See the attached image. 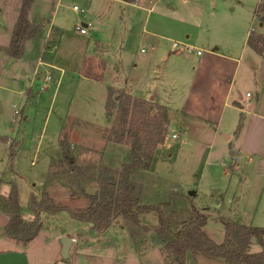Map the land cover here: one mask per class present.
Listing matches in <instances>:
<instances>
[{"label": "crops", "instance_id": "1", "mask_svg": "<svg viewBox=\"0 0 264 264\" xmlns=\"http://www.w3.org/2000/svg\"><path fill=\"white\" fill-rule=\"evenodd\" d=\"M111 1L117 3L121 1L126 6L136 9L147 8L142 6L145 5L140 2L142 0H134L135 2ZM22 3L23 0H0V146L4 147L5 153L8 150L10 152V147L14 150L13 158L7 161V167H11V171L16 172L14 170L23 161L24 155L29 154L25 149V139L22 142L19 136L21 125L30 123L35 117L37 113L36 103L45 102L44 98L41 97L43 93H49L52 90L49 103H56L55 94L61 88L65 76V69L59 63L60 61L71 64V71L77 75L74 84L75 93L80 94L83 89L86 92L83 94L81 102L97 104V106L95 107L96 112L95 110L92 112L90 109L84 111L83 107L81 109L80 106L74 107L70 99L64 102L69 103L65 110L64 120L60 122L59 126L53 128L48 135V139L50 138L51 141L54 139V145L51 146L52 153L58 150V156H49L46 163L42 165L41 169L45 173L44 179L49 178L52 159L60 160L62 158L59 139L69 119L72 121V127H67L69 130L66 129L69 133L70 149L74 154L79 155L80 158H88L94 155L97 166L113 172H120L123 164L132 161L128 145L115 142L110 136H104V133L111 129L113 123V118L106 113V104L111 90L114 89L148 101L150 111L152 110L151 107L155 109L158 106L162 107V113L166 120V139L156 145L149 169H139L131 175V180L138 186L140 204H144L148 197L147 189L153 188L151 179L154 180V184L157 182L158 174L156 171L160 159L165 154V147L168 145L166 141L177 139L181 133L179 131L189 133L196 138L208 139L207 143L203 142L198 145L200 164L197 170L200 175L198 180L201 177L208 178L206 170L218 166L220 167L219 172L227 176L228 181L233 177L234 182H238V174H242L252 167V175L245 180L246 184L249 187L254 184L258 185L259 189L264 188V51L258 54L245 44L250 29L245 30L244 28L242 30L240 39L243 45L239 50L235 49V46L228 41L212 48H208L205 46L206 44L202 47L192 46L193 49L199 50V54H196L186 48L178 49L179 43L176 41L175 47L171 45L174 41L172 40L173 34L183 28L179 21L172 19L169 29L165 28L167 33L160 32L159 28H148V22L145 21L143 33H145V38L149 44L148 54L142 57L141 61L135 60L136 62L133 61L132 64H128V61L124 62L122 72H120L121 65H115L117 67L114 70L117 72L115 80L107 84L105 88L100 87V81L94 87H89L82 82L84 77H88L82 75L83 71L88 70L82 66L90 65L96 59H101L104 61L105 70L107 68L109 70L115 60L114 56L110 57L106 53H102L101 57H97L87 48L81 47L79 49L76 47L81 52L71 50L69 55L67 50V54L59 55L58 61L54 57L47 62L41 61L48 40L56 39V44L50 51L59 48V32L65 27L63 15L58 18L57 1L53 9V20L49 22L50 26L45 30L37 45L35 65L30 69L27 68L31 65L27 64L26 57V54L32 49L33 39L38 32L35 31V26L38 24L33 17L32 1L26 13V23L34 31L32 34H23V30L20 28L21 55L15 57L10 53L12 41L16 39V30L19 28ZM149 4L152 6L153 0H149ZM73 5L77 4L73 2L71 8ZM79 8L81 10L75 12L85 13L83 8ZM109 8L112 9V6L105 0H88L85 16L70 25V30L66 33L67 37L77 44L81 43L83 47L95 43V46L99 48L95 39H100V36L103 35H108V37L109 34L110 36L113 35L111 34L113 33L112 26L104 19V13ZM78 23L87 25V34L80 35L77 32ZM260 34L264 33L260 32ZM171 37L173 38L171 39ZM100 41L103 42L101 39ZM106 44L109 47L112 46L111 41H107ZM188 53H192L193 57L189 56ZM18 65L25 68L21 70V73L16 70ZM42 66L44 70L47 66L55 68L58 72H56V81L40 90L38 85L41 83L42 75L35 74L38 72V68ZM188 67L190 71H188ZM28 69L30 74H28ZM29 90L31 91L28 92ZM115 102L118 103L117 100ZM15 125H19L17 135L13 134ZM171 133H175L176 137L171 138ZM31 137L32 135L29 139ZM43 138H45V132ZM27 139L28 137H26ZM14 141L18 143L16 147H12ZM173 149L174 155L178 149L177 144ZM38 155L39 151L33 152L30 159L31 165L37 167L36 157ZM173 155L170 153L169 158ZM181 160L184 165L190 162L186 155H183ZM2 181L4 185L8 184L9 189L7 193L6 191L1 192L0 195L7 196L10 192L11 183L14 182L8 178L0 182ZM39 183L41 184V182ZM32 185V188H40V186L35 187L34 183ZM198 185H196L197 188ZM62 186L64 187V184ZM197 188L189 190L191 205L205 217L204 210L206 208L192 203L193 199L198 196ZM217 188L218 186L210 184L208 191L213 196ZM170 190H176V188ZM189 191L187 190V192ZM30 193L31 188L28 189L27 201ZM168 193L164 196V202L167 201ZM225 197L226 202L229 203V197L227 195ZM18 202L21 218L25 222L32 221L35 217L34 212L21 205L19 192ZM55 214L40 212L41 226L38 233L31 240L22 242L1 232L8 223L9 215L0 210V264H166L161 245L135 247L126 220L121 215L114 218L107 228L96 230L92 228L91 223L76 220L70 214L64 226L52 227L46 217ZM140 215L139 222L141 225L157 227L158 221L155 225L142 223ZM220 217L233 221L228 216ZM70 218L75 221H71ZM233 222L254 227L248 220L244 222L239 219ZM204 225L205 223L201 230L209 238L204 231ZM64 236L71 239L66 257H63L61 252V238ZM223 236L224 228L220 241L215 242L211 238L209 239L215 243H220ZM249 243L250 238L247 242L249 252L259 251L250 250ZM155 251L158 259L155 258L151 262L149 261V256H151L149 254ZM183 264L226 263L219 257L186 250L183 255Z\"/></svg>", "mask_w": 264, "mask_h": 264}, {"label": "rangeland", "instance_id": "2", "mask_svg": "<svg viewBox=\"0 0 264 264\" xmlns=\"http://www.w3.org/2000/svg\"><path fill=\"white\" fill-rule=\"evenodd\" d=\"M31 1L33 17L38 24L35 26V31L37 30L38 32L33 39L32 49L26 54L27 64L31 65L27 68L30 69V67L35 65L37 45L42 35H44L45 30L50 26L49 22L53 20V9L57 1L56 11H59L58 18L60 15H63L65 27L59 32V48L50 51L56 44V39L48 40L44 47L41 61L47 62L52 60L53 57L58 61L60 56L65 54L67 50L68 52L71 50L81 52L76 49V47H79V49L81 47L87 48L88 51L93 52L97 57H101L102 53H106L110 57L114 56L115 60L112 62V67L109 70L108 68L105 70L104 61L101 59H96L91 62L90 65L82 66L88 69L85 72L83 71L82 75L95 78L98 82L100 81L101 88H105L107 84L114 82L117 73L114 71L115 65H121L120 72H122L124 62L128 61V64H130L135 60L141 61L142 57L148 54L149 44L145 38V33H143L145 21L148 22V28H159L160 32H166L165 28L169 29L172 19L179 21L183 25V28L173 34L174 38L171 37V39L173 38L172 40L179 43L177 48L181 50H183L185 46L193 48L192 46L202 47L204 44H206L205 46L208 48H212L216 45H220L222 42L228 41L235 46V49L239 50L241 45H243L240 36L244 28L245 30L250 29V31L255 33H264V0H153L154 4L152 6L149 4V0L140 1L145 4H141L142 6L149 8V11H147V8L136 9L128 7L121 1L117 3L115 1L105 0L112 6V9L109 8L108 11H105L104 19L112 26L111 29L113 33L111 34L113 35L110 36L109 34V37L108 35L100 36L103 42L100 41V39H95L99 48L95 46V43L83 47L81 43L77 44L71 41L72 39H69L66 33L70 30L69 28L72 23H75L79 18L85 16L88 0H30V3ZM73 2L83 8L85 13L73 11L71 8ZM118 6L121 8L119 9ZM98 10L101 12L100 9ZM26 27L22 26L23 34L32 30V27ZM107 41L112 42L111 47L107 46ZM141 49H144V52H142ZM195 49L196 48L193 50L194 52ZM188 55L193 57L192 53H188ZM59 63H61V66L65 69V76L61 88L58 93L55 94L56 103H49L53 92L52 90L49 93H43L41 97L44 98L45 102L36 103L37 113L35 117L30 123H23L21 125L19 136L22 142H24L25 139V149L29 154L24 155L23 161H21L16 170H14L16 172L11 171V167H7V161L10 160L9 150L5 153L4 147L2 145L0 146V181L5 180V178L12 180L20 193L21 205L25 206L26 209L30 208L33 212L35 202L40 199L43 192H46L56 203L69 206L73 210H83L89 203L88 195L95 194L99 189L97 179L101 174V168L97 166L96 157L91 155L88 158H80L79 155L74 154L72 149H70L68 128L70 126L72 127L71 119H69L64 126L59 139L62 158L60 160L52 159L49 178L44 179L45 173L41 169L42 165L46 163L49 156H58V150L52 153L51 146L54 145V139L51 141L50 138L48 139V135H50L53 128L59 126L61 124L60 122L64 120L65 110L67 105H69V103L64 102L70 99L74 107L80 106V108L83 107L84 111L90 109L92 112H94L97 106V104L81 102V98L86 92L83 89L80 94L77 92L75 93L74 84L77 75L71 71L72 65L68 62L62 63L59 61ZM74 68L76 69V67ZM22 69L25 68L19 67V65L16 66L18 73H21ZM188 71H190L189 67ZM56 72L58 71L52 67L46 66L45 70L43 66L38 68V72L35 75H42L41 83L38 85L40 90L45 86L52 85V83L56 81ZM28 74H30V70ZM48 75L51 76L50 79H46ZM84 78L82 79L83 83H85ZM96 84L85 83V85H89V87H94ZM30 91L31 90L28 92ZM76 91H78L77 88ZM118 92L119 91L113 89L108 97L107 106L112 109V118L117 108L115 96ZM151 108V114L157 111V109ZM18 128L19 125L14 126L13 134H18ZM44 132L45 138H43ZM179 132L181 133H179L177 139L166 141L168 145L165 147V154L162 156V159H160L156 171L158 174L157 182L154 184V180L151 179L153 188L147 189L148 197L145 199L144 204L162 205L165 198L164 196L167 192H169L167 194V200L171 193L185 195L186 198H176L170 205L171 211L182 220L190 214V209L192 207L191 196L187 190H194L197 188L196 185L199 184L197 188L198 196L193 199L192 203L206 208L204 210V231L213 241H220L223 235L222 223L220 221L222 217L219 218V216H228L233 221L240 219L245 222L248 220L251 222L252 226H256L255 228L264 229V188L259 189L260 187L254 184L249 187L245 182V180L252 175V167L250 170L248 169L244 173L238 174V182H234L233 177L228 181V177L219 172L220 167L218 166L206 170V172H208V178L201 177L198 180L200 176L197 171L200 166L198 161V145L203 142L207 143L208 139L204 137L196 138L189 133ZM40 134H42V136H39ZM31 135L32 137L29 139ZM166 135L167 129H165L163 141L166 139ZM104 136H110V130L106 131ZM26 137H28L27 140ZM17 144L18 143L14 141L12 147H16ZM176 144L178 149L174 153V155H177L174 156L173 148ZM36 150L39 151V155L36 157L38 169L35 165L30 164V159L33 156V152ZM64 152L66 153V157L63 156ZM170 153L173 155L171 158H169ZM183 155H186L190 159V162L186 165H184L181 160ZM13 169L15 168L13 167ZM113 173L117 174L118 172ZM114 176L117 177L116 175ZM39 182H41V184ZM33 183L35 187L40 186V188H32ZM63 184L64 187L62 186ZM210 184L218 186L213 196L211 192L208 191V186ZM29 188H31V193L27 201ZM171 188H176V190H170ZM8 189V184L4 185L3 181L0 182V193L5 191L7 193ZM225 195L229 197V203L226 202ZM66 219H69V213L66 211H61L53 216L46 217V220L52 227L58 226V228L66 224ZM70 219L71 221H75L72 218ZM224 220L230 221L228 219ZM140 221L142 223L155 225L157 223V215L152 212L143 213L140 215ZM126 224L129 232H137L138 238L135 243L136 248L154 246L157 241L159 242V237L153 230H145L147 225H141L140 222L133 224L127 221ZM2 233L5 234L4 229ZM260 237L264 243V233L261 234ZM249 238L250 250H260L261 245L256 236L251 235ZM160 245L162 246L161 243ZM161 251L166 264H175L168 250L162 248ZM156 253L155 251L149 254L151 255L149 256V261L152 262L155 258L158 259Z\"/></svg>", "mask_w": 264, "mask_h": 264}, {"label": "trees", "instance_id": "3", "mask_svg": "<svg viewBox=\"0 0 264 264\" xmlns=\"http://www.w3.org/2000/svg\"><path fill=\"white\" fill-rule=\"evenodd\" d=\"M131 1V0H126ZM30 0H23L19 17V28L16 30V39L12 41L10 53L19 57L21 46L19 32L22 26H27L26 13ZM30 30L27 34H32ZM245 44L254 52L260 54L264 51V35L250 31L245 39ZM117 108L113 116L110 137L113 141L124 143L130 147L132 161L123 164L120 172L101 168L97 179L98 191L88 195L89 203L83 210H73L69 206L56 203L46 192L35 202L32 221L25 222L20 216L18 202V189L11 183L7 196L0 195V210L9 215V220L4 228L7 236L17 241L31 240L40 229L39 213L54 214L67 211L76 220L91 223L92 228L103 230L112 220L121 215L127 222L137 224L142 213H155L157 227H145L146 231L153 230L159 237L162 248L168 250L175 264H183V255L186 250L207 256L223 259L226 264H264V243L260 237L263 228H255L220 218L224 228V236L220 243L209 239L201 230L205 217L193 206L190 214L182 220L170 209L171 202L176 198H186L180 193H171L169 199L162 205H147L139 203V190L136 183L131 180V175L139 169H149L154 149L162 143L166 129V120L161 114L163 108L158 106L157 111L151 114L149 102L119 91L116 96ZM106 113L113 115L112 109L106 104ZM10 147L9 158L13 157ZM66 157V153H63ZM116 175L117 177H115ZM190 194V191L188 192ZM251 235H255L261 245L257 252H249L247 242ZM130 237L134 244L137 241V232L131 231Z\"/></svg>", "mask_w": 264, "mask_h": 264}, {"label": "built area", "instance_id": "4", "mask_svg": "<svg viewBox=\"0 0 264 264\" xmlns=\"http://www.w3.org/2000/svg\"><path fill=\"white\" fill-rule=\"evenodd\" d=\"M72 9H73L74 11H79V10H81V9L79 8L78 5H73V6H72ZM76 30H77V32H78L80 35H85V34H87V25H84V24H82V23H78L77 26H76ZM171 45H172L173 47H175V46L177 45V43H176L175 41H172V44H171ZM185 48H186L187 50H189V51H193V50H194L193 48H190V47H188V46H186ZM142 51H143V49H142ZM195 53H196V54H199V50H195ZM50 78H51L50 75H48V76L46 77V79H50ZM84 82L87 83V84H90V83L96 84V83H98V80L95 79V78L85 77V78H84ZM246 95H248V93H246ZM175 137H176V134H175V133H171V138H175Z\"/></svg>", "mask_w": 264, "mask_h": 264}, {"label": "water", "instance_id": "5", "mask_svg": "<svg viewBox=\"0 0 264 264\" xmlns=\"http://www.w3.org/2000/svg\"><path fill=\"white\" fill-rule=\"evenodd\" d=\"M115 68H117V67L115 66ZM61 243H62V251H61L62 252V256L66 257L67 254H68V248H69V246L71 244V239L69 237L64 236V237L61 238Z\"/></svg>", "mask_w": 264, "mask_h": 264}]
</instances>
